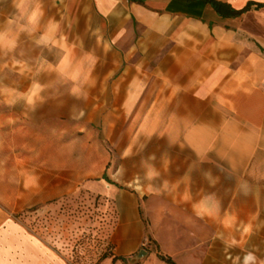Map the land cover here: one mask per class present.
Segmentation results:
<instances>
[{
  "label": "crops",
  "instance_id": "0c3cea01",
  "mask_svg": "<svg viewBox=\"0 0 264 264\" xmlns=\"http://www.w3.org/2000/svg\"><path fill=\"white\" fill-rule=\"evenodd\" d=\"M214 1L222 13L244 11L220 15L208 0L36 1L40 11L58 3L84 13L93 75L115 76L114 106L128 108L141 143L114 168L116 186L139 189L115 195L113 247L98 264H135L147 240L173 264H227L222 243L245 251V235L264 234V0ZM13 235L36 247L31 264H66ZM145 263L168 264L156 253Z\"/></svg>",
  "mask_w": 264,
  "mask_h": 264
},
{
  "label": "rangeland",
  "instance_id": "374dc122",
  "mask_svg": "<svg viewBox=\"0 0 264 264\" xmlns=\"http://www.w3.org/2000/svg\"><path fill=\"white\" fill-rule=\"evenodd\" d=\"M36 1L0 0V264L37 258L25 239L14 245V229L66 264H98L113 247L115 195L139 189L116 186L114 168L125 147L141 143L128 131V108L114 106L122 93L110 90L115 76L93 75L99 60L84 13L58 3L40 11ZM226 223L237 229L236 220ZM245 239V251L222 243L224 262L264 264V234ZM140 250L135 264L158 251L150 240Z\"/></svg>",
  "mask_w": 264,
  "mask_h": 264
},
{
  "label": "trees",
  "instance_id": "16d2710c",
  "mask_svg": "<svg viewBox=\"0 0 264 264\" xmlns=\"http://www.w3.org/2000/svg\"><path fill=\"white\" fill-rule=\"evenodd\" d=\"M208 2L213 6V8L215 9V11L218 12V14H220V15H221V14H222V15H223V14H227V15H229V16H235V15H238L239 13H241L242 11H244V8H243V9L238 10V11L229 10V11H227L226 13H222V11H221V6H222V5H221L220 3H218V2H216V1H214V0H208ZM108 182H109V181H108ZM155 252H156V256H157V258H158L159 260L164 261V262H166V263H168V264H173L169 257L163 255V254L160 253L159 251H155Z\"/></svg>",
  "mask_w": 264,
  "mask_h": 264
},
{
  "label": "water",
  "instance_id": "95a60500",
  "mask_svg": "<svg viewBox=\"0 0 264 264\" xmlns=\"http://www.w3.org/2000/svg\"><path fill=\"white\" fill-rule=\"evenodd\" d=\"M143 253H144V251H143V250H139V252H138L137 256H138V257H140V256H141Z\"/></svg>",
  "mask_w": 264,
  "mask_h": 264
}]
</instances>
